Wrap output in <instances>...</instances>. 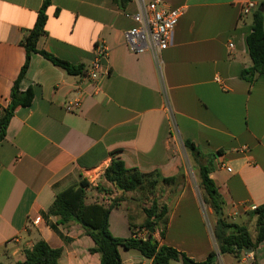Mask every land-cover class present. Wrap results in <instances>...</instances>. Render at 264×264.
<instances>
[{"label": "crops", "instance_id": "1", "mask_svg": "<svg viewBox=\"0 0 264 264\" xmlns=\"http://www.w3.org/2000/svg\"><path fill=\"white\" fill-rule=\"evenodd\" d=\"M161 1L181 10V16L157 69L150 54L135 55L125 45V33L133 26L125 12L137 10L135 0L124 8L113 0H50L45 35L36 48L83 66V72L70 76L31 55L19 89L31 88L33 101L13 113L0 142V264L22 262L23 251L39 240L61 249L58 264H99V255L89 253L93 241L80 226L57 225L70 239L65 242L41 213L57 193L80 181L89 185L87 198L98 196L91 188L105 182L102 175L113 157L127 169L177 178L171 184L160 182L167 190L177 189L176 196L165 192L159 199L157 186L150 198L168 208L164 238L158 229L151 234L158 246L198 263L215 252L216 264H264V242L251 258L219 255L214 221L205 224L201 198L189 182H179L183 141H190L211 161L209 177L223 199L225 220L255 238L251 208L264 205V72L252 84L241 77L251 65L246 37L252 23L251 15H242V6L253 1L258 7L264 0ZM41 5L42 0H0V111L24 62L20 42ZM98 43L108 49L100 60L108 75L94 82L86 71ZM125 204L121 201L111 211L109 230L127 239L143 230V209L151 203L141 204L138 222ZM124 207L128 217L113 215ZM205 212L210 217L206 205ZM36 218L40 221L34 224ZM119 256L122 264H153L132 250L120 248Z\"/></svg>", "mask_w": 264, "mask_h": 264}, {"label": "trees", "instance_id": "2", "mask_svg": "<svg viewBox=\"0 0 264 264\" xmlns=\"http://www.w3.org/2000/svg\"><path fill=\"white\" fill-rule=\"evenodd\" d=\"M120 8H124L129 0H113ZM264 3V2H262ZM260 5L251 14V32L246 37V46L251 65L241 72V77L252 84L262 72H264V13L259 11ZM50 0H42V5L36 16L32 29L25 35L20 44L25 51L23 65L20 68L17 78L11 87L9 102L0 111V142L3 141L7 125L18 108H27L33 101V90L28 88L20 91L19 84L24 77L32 54H38L54 67L60 69L70 76H77L83 72V66H74L63 61L46 51L37 50L36 44L40 36L45 35V23L47 20L46 9ZM183 147L193 157H201L203 154L190 141H183ZM116 153V152H115ZM114 155V153H113ZM204 156V155H203ZM211 173V161L198 169L199 187L201 188V200L214 215L212 229L215 239L217 253L219 255H230L240 260L245 251H255L261 242H264V205L256 207L251 211L255 217L256 236L251 238L248 230L234 223H229L223 217V199L209 177ZM104 181L110 184L120 193L142 191L148 196H154L158 183L171 184L177 180L176 177L163 178L158 171L141 173L137 169H127L123 162L113 157L109 166L102 175ZM89 185L80 181L77 186L69 187L56 194L51 206L41 217L47 226L58 235L63 241L70 239L64 237L57 225L74 223L80 226L85 235L93 241V247L89 253L99 255V264H122L119 256V249L132 250L152 261L153 264H169L179 261L182 264H216V253L211 252L203 262H195L185 254L165 246H158V243L149 234V230H159L160 238H164L168 208L165 204H158L153 198L148 208L143 209L145 220L140 228L148 233L142 239L114 237L109 230V216L111 211L119 205L120 200H114L109 205L101 203H86V189ZM98 187H96L97 189ZM97 191L105 192V189L98 188ZM219 212L222 217L218 218ZM55 217V223L49 221ZM131 230L132 226L129 225ZM24 260L15 264H58L61 249L51 248L45 241L39 240L30 249L23 251Z\"/></svg>", "mask_w": 264, "mask_h": 264}, {"label": "built area", "instance_id": "3", "mask_svg": "<svg viewBox=\"0 0 264 264\" xmlns=\"http://www.w3.org/2000/svg\"><path fill=\"white\" fill-rule=\"evenodd\" d=\"M137 10L134 13L125 12V16L129 17L133 22V26L125 33V45L128 50L137 55L148 53L152 57L153 63L157 69H160L162 60L161 54L165 51L172 40L174 28L181 16V10L167 8L161 0H135ZM256 9L253 1H248L242 6V15L249 16ZM229 48L232 45L229 44ZM95 59L86 73L90 80L98 82L101 77L107 76V71H101L100 60L105 59L108 49L103 43L95 46ZM226 171L231 172V168L227 167ZM252 207L251 210H255ZM40 221L36 218L33 223ZM148 233L145 229L136 230L133 238L142 239ZM246 258H251V253H244Z\"/></svg>", "mask_w": 264, "mask_h": 264}, {"label": "rangeland", "instance_id": "4", "mask_svg": "<svg viewBox=\"0 0 264 264\" xmlns=\"http://www.w3.org/2000/svg\"><path fill=\"white\" fill-rule=\"evenodd\" d=\"M203 155L201 157H193L189 153H187L185 149L183 148L184 163H183V167L181 169V175H180V176H183V179L181 181L179 180V182H182V183L189 182L192 185V187L195 189L197 196L199 198H201L202 191H201V188L199 187L198 169L200 166L205 165L207 161L209 160V157H207L206 155L204 156ZM157 186H158V194H159L158 198L159 199L163 198L166 195L165 192H168L169 197L171 198L177 195V189L171 188L170 190H167V188L164 185H161L160 183H158ZM96 187L105 189V192L97 191L98 188L96 189ZM91 189L94 190L96 193H98V196H93L92 194H90L91 197L87 198L88 195H86V201H85L86 203H101L103 205H109L108 202L102 201L101 198H105V197L108 198L110 203L113 202L114 200H120V202L126 201L127 204H125V207L129 209V212L132 215H135L134 222H138L139 219L141 218V213H139V209L142 207L141 204L151 203L150 201L151 196H148L147 193L145 192L136 191V192L120 193L106 182L97 184L96 186H93ZM155 192H156V189H155ZM99 194L102 197H100ZM111 196L113 198H111ZM158 204L161 205L162 203L158 202ZM125 207L118 210L117 212H114L113 215L120 216L121 214H123L125 218L128 217ZM133 207H135L134 211H132ZM199 208L202 210L205 224L207 225V220L208 221L210 220L212 223V221H214V215L212 214V212H211L210 217H207V214L205 212V205L200 201H199ZM223 262L225 263V261Z\"/></svg>", "mask_w": 264, "mask_h": 264}, {"label": "water", "instance_id": "5", "mask_svg": "<svg viewBox=\"0 0 264 264\" xmlns=\"http://www.w3.org/2000/svg\"><path fill=\"white\" fill-rule=\"evenodd\" d=\"M259 11L264 13V3H262V5L260 6ZM221 217H222V212H219L218 218H221ZM153 232H154L153 229H150L148 233L152 234ZM245 253H252V250L245 251Z\"/></svg>", "mask_w": 264, "mask_h": 264}]
</instances>
